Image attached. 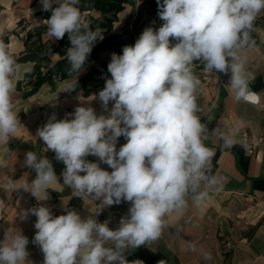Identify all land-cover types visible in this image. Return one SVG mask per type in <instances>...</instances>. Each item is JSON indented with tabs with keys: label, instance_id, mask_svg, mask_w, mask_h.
<instances>
[{
	"label": "clouds",
	"instance_id": "1",
	"mask_svg": "<svg viewBox=\"0 0 264 264\" xmlns=\"http://www.w3.org/2000/svg\"><path fill=\"white\" fill-rule=\"evenodd\" d=\"M40 4L51 12L43 21L49 41L68 36L69 76L82 72L104 30L92 28L80 0H40ZM157 6L162 25L145 28L134 45L124 46L122 54H111L110 78L98 94L108 115L81 105L64 119L53 114L38 129L45 151H53L66 166L63 183L46 156L29 151L23 166L34 170L35 178L30 183L8 178L0 185L5 193L30 192L38 202L48 199L49 189L67 187L83 201H100L95 215L104 206L130 202L127 216L115 230L107 220L98 222L95 215L82 218L72 209L58 216L43 204L22 210L21 219L37 217L32 243L40 247L43 264H129L126 250L157 241L167 217L179 220L189 207L200 208L211 199V189L224 178L212 173L215 149L206 143L209 128L201 120L197 65L210 74L230 73L227 90L236 103L261 105V95L250 88L255 75L248 69L247 52L256 46L253 33L264 13V0H157ZM19 70L16 57L0 39V146H7L21 127L13 101ZM76 87L77 79L66 91ZM110 102H114L111 109ZM212 132L223 148L238 143V125ZM121 136L126 143L117 150ZM241 146L248 149L246 143ZM89 155L98 157L99 163L88 161ZM4 207L5 200L0 199V210ZM28 244L20 231L7 229L0 241V264H33ZM189 248L195 251L196 245L190 243ZM201 256L212 260L208 251H201Z\"/></svg>",
	"mask_w": 264,
	"mask_h": 264
},
{
	"label": "crops",
	"instance_id": "2",
	"mask_svg": "<svg viewBox=\"0 0 264 264\" xmlns=\"http://www.w3.org/2000/svg\"><path fill=\"white\" fill-rule=\"evenodd\" d=\"M138 2L128 0L124 10L118 14L117 22L113 24L112 33L120 35L123 47L134 45L141 35L139 31L143 24L136 28L132 26ZM33 11L34 14H30V17L35 18L40 17L36 13L43 10L39 8V11H36L34 8ZM21 19L12 17L7 25H0V39L8 36L6 45L16 58L23 47L21 40L11 32ZM41 23L43 20L40 17L36 23L30 24ZM255 26L257 31L253 33V39L256 46L247 52L248 69L255 75L250 88L261 95V103L264 105V13L257 18ZM119 52H122V49ZM109 53L110 50L102 52L97 60L86 66L73 79L55 82L52 86L44 84L36 94L27 99L21 98L22 91L27 87L22 88L21 92L16 91L13 101L21 127L17 136L10 138L7 146H0V185L8 178L17 183L24 180L30 183L35 178L30 176V168L23 166L25 154L29 151L46 156L54 170L59 173V182L63 181L61 173L66 166L56 160L53 151H45L46 145L38 137V129L42 128L53 114L57 120L64 119L81 105L91 106L97 115H108L98 95L83 97L81 94H69L66 89L69 83L109 63ZM19 65L17 82L32 68L31 63ZM196 72L202 81L198 97L201 120L207 123L209 128V139L206 143L215 149L212 173L224 179L219 185L213 186L211 199L200 208L189 207L179 220L174 215L167 217V227L161 237L148 245L126 250V259L129 264L136 260L142 261L143 264H264V150L258 147L250 151L241 146L244 134L251 138L264 139V109L248 102L236 103L233 100L227 90L230 73L210 74L203 71L202 65H197ZM107 77L110 78V74ZM113 103H109V109ZM237 125L240 129L238 143L232 148H223L222 141L212 130L232 129ZM124 143L126 139L123 136L118 138L117 150ZM86 159L99 163L98 157L95 156H88ZM100 167L112 171L106 164L100 163ZM0 199L5 200V207L0 210V217L3 218L0 219V241L4 239L7 229L20 231L29 239L26 248L33 264H43L44 260L40 247L32 243L37 231L34 228L37 217L30 215L26 220L21 219L19 214L22 210L43 204L49 207L55 216L66 214V209H72L82 218H87L89 215H95L93 212L100 208V201H83L73 196L70 188L60 186H55V190L49 189L48 199L39 202L30 192L23 189L10 194L0 187ZM130 206V202L104 206L95 218L101 223L109 221V227L115 230L121 217L127 216ZM190 243L196 245L195 251L189 248ZM201 251L210 252L212 260L205 261Z\"/></svg>",
	"mask_w": 264,
	"mask_h": 264
},
{
	"label": "trees",
	"instance_id": "3",
	"mask_svg": "<svg viewBox=\"0 0 264 264\" xmlns=\"http://www.w3.org/2000/svg\"><path fill=\"white\" fill-rule=\"evenodd\" d=\"M138 1L132 26L136 28L143 24L150 13L154 17V22L157 25L156 29H158L163 22L158 16L157 0ZM127 3L128 0H80L79 7L87 18L92 21V28L99 26L104 30L103 40L97 41L85 62L84 68L97 60L102 52L112 50L117 45L120 46V49L123 48L120 35L112 33V29L113 24L118 20V14L124 10ZM36 15L45 21L50 18L51 12L40 11ZM11 33L22 42L23 49L16 58L18 64H32L31 70L26 72L23 79L16 83V91L18 92L27 87L21 93L22 99H27L36 94L44 84L52 86L55 82L73 79L78 74L75 73L69 76L67 71L70 65L66 58V49L71 46L67 34L61 40L49 41L44 23L31 25L24 19L17 22L16 28ZM2 40L7 44L8 36H3ZM119 54H122V52H119ZM107 65L108 63H105L101 69H94L79 78L76 89L71 92L68 91L69 94H81L83 97L92 94L98 95L105 87V82H102V80H106L107 75L110 74L107 71ZM89 157L92 156L89 155ZM54 171L60 180L59 173L56 170ZM29 173L31 177L36 176L35 171L32 169H29ZM61 183H63L62 180Z\"/></svg>",
	"mask_w": 264,
	"mask_h": 264
},
{
	"label": "rangeland",
	"instance_id": "4",
	"mask_svg": "<svg viewBox=\"0 0 264 264\" xmlns=\"http://www.w3.org/2000/svg\"><path fill=\"white\" fill-rule=\"evenodd\" d=\"M34 8L36 9V11H39V8L42 9L40 0H38V4H37V0H0V25L3 26L7 25L12 17H16L18 19L24 18L28 22L34 24L40 18V17L33 18V16L30 17V14L31 15L34 14L33 13ZM143 26H149L156 29L157 25L154 22V17L150 13L149 16L147 15V17L145 18L143 22ZM119 51H120V46L117 45L112 50H110V53L107 55H111L112 53L119 54ZM24 89L26 88L24 87Z\"/></svg>",
	"mask_w": 264,
	"mask_h": 264
},
{
	"label": "built area",
	"instance_id": "5",
	"mask_svg": "<svg viewBox=\"0 0 264 264\" xmlns=\"http://www.w3.org/2000/svg\"><path fill=\"white\" fill-rule=\"evenodd\" d=\"M147 27H149V26H143V27H141L140 28V31H139L140 34ZM248 103H250V102H248ZM259 107H261V108L264 109V105L262 103H261V105ZM242 142L243 143H246L248 145V149L250 151H253V150H255L258 147H262L263 150H264V139L262 137L251 138V137H248L246 134H244V135H242Z\"/></svg>",
	"mask_w": 264,
	"mask_h": 264
}]
</instances>
